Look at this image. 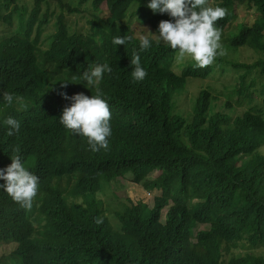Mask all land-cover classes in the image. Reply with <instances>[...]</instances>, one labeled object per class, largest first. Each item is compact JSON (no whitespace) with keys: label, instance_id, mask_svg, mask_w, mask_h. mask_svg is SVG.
<instances>
[{"label":"trees","instance_id":"16d2710c","mask_svg":"<svg viewBox=\"0 0 264 264\" xmlns=\"http://www.w3.org/2000/svg\"><path fill=\"white\" fill-rule=\"evenodd\" d=\"M74 1L33 0L25 19L24 9L9 10L17 0H0V13L9 11L0 21L17 20L15 35L0 41V92L14 95L11 104L0 101V122L20 123L11 137L0 124V168L16 148L38 177L30 208L0 192V245L14 247L10 264H264V0H206L226 9L216 21L222 50L257 57L246 64L220 54L205 67L191 58L175 64L176 51L155 39L139 49V35L169 19L147 0H76L108 13L81 31L64 17L80 13ZM54 9L55 32H46ZM237 9L253 12L252 23H236ZM115 36L125 44L113 45ZM133 51L147 73L141 81L129 75ZM98 63L112 68L98 87L113 118L107 149L93 152L58 120L69 104L61 93L95 94L72 77ZM225 75L229 83L177 109L187 78ZM128 172L160 195L152 207L122 204L112 226L95 194L100 180Z\"/></svg>","mask_w":264,"mask_h":264},{"label":"clouds","instance_id":"9594fccd","mask_svg":"<svg viewBox=\"0 0 264 264\" xmlns=\"http://www.w3.org/2000/svg\"><path fill=\"white\" fill-rule=\"evenodd\" d=\"M145 7L153 14H166L169 19L159 21L155 33L145 31L146 34L139 35L138 47L141 51L150 48L153 39L157 42L162 41L170 49L176 51L178 59L176 62L188 56L196 67H205L211 64L214 58L220 54L221 31L216 25V21L225 16V8L207 6L206 0H147ZM111 42L115 46L124 45L126 38L115 36ZM129 65L131 79L133 81L143 80L147 73L140 63V56L135 51L131 55ZM111 71L112 68L108 63L89 64L87 68L78 75H73L72 78L78 79L80 82L83 81L88 88L95 89V94L76 93L71 96L60 94L62 99L68 101L69 104L62 109L59 123L73 134L85 138L89 149L93 152L107 149L108 138L111 136L109 121L110 118H113V112L110 113L108 102L103 98L98 87L103 75ZM189 79L201 80L187 78L181 94L174 97L178 110L183 111L192 107L191 101L200 91L189 96L184 109L178 107V101L184 96ZM130 93L136 98L133 89L130 90ZM13 100L12 93L0 92V101L4 104H11ZM0 124L7 127V135L10 137L18 133L20 129L19 121L11 116L6 117ZM9 159L10 163L0 168V181L3 182L0 183V192L6 193L22 207L30 208L33 197L37 193L38 177L27 169L18 149H12ZM143 191L149 193L144 189ZM95 222L99 224L101 221L97 219Z\"/></svg>","mask_w":264,"mask_h":264},{"label":"rangeland","instance_id":"374dc122","mask_svg":"<svg viewBox=\"0 0 264 264\" xmlns=\"http://www.w3.org/2000/svg\"><path fill=\"white\" fill-rule=\"evenodd\" d=\"M76 0L73 3V6L77 7L79 9V14H72L69 17L67 15H64L67 24L73 25L76 24V28L78 31H81L80 29H86L88 27V21L91 18H101L106 19L108 17L107 9L104 4H100L97 7V10H91L90 4L85 3L81 5L76 4ZM16 6L20 9L25 10V19L28 18L29 14L31 13L33 9V0H17L15 5H11V8L9 10H12V8ZM45 7L41 8L40 16L44 14ZM9 14L8 12L3 11L0 13L1 15ZM237 20L238 22H244L247 24H251L255 14L251 11L237 9L236 11ZM59 16V12L57 9L53 10V17L49 19V24L47 27L46 32H55V28L53 27L54 22L56 21V18ZM17 20H12V25L7 26L6 23H4L2 20L0 21V41L5 40L7 38H10L15 35L16 33V24ZM233 25H231L230 28H232ZM162 42V41H160ZM221 44V43H220ZM222 47V45H221ZM222 57L226 58L230 62H239V63H251L254 61V59L257 57V53H255L251 49H239L237 52H226L222 50V48L219 50ZM219 54V55H220ZM190 58L188 56H185L181 61L176 62L178 65L179 63H185L186 59ZM178 71V70H176ZM231 81L229 76L225 75L222 77H219L216 81L211 80L210 78L201 79V80H195L189 79L188 84L186 86L185 94L182 96L181 100L178 101V107L184 109L185 104L187 102V99L189 96L194 95L199 90L205 89L208 86L216 87V89H220L222 85L227 84ZM261 154L264 155V147L260 150ZM159 173H153L149 175V179H154ZM160 195L157 191H151L149 193H146L143 191L142 186L134 185L131 183V173H126L122 178L115 179L113 181H110L109 183L100 180L98 191L95 194V198L97 200H100L105 215L108 218L109 223L114 226L116 225L117 221L114 217V213L121 210V205L125 204L128 205V201L132 202L133 204H136L138 202L143 203L147 205L148 207H152L153 205V199L155 197H158ZM194 203V202H193ZM163 222V220H161ZM207 227L201 226L199 229H206ZM13 246H5L0 245V264H10L11 260L9 258L10 252L13 251Z\"/></svg>","mask_w":264,"mask_h":264}]
</instances>
